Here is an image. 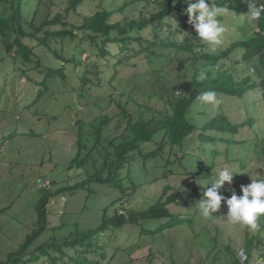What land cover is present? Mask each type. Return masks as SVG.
<instances>
[{
	"label": "rangeland",
	"instance_id": "374dc122",
	"mask_svg": "<svg viewBox=\"0 0 264 264\" xmlns=\"http://www.w3.org/2000/svg\"><path fill=\"white\" fill-rule=\"evenodd\" d=\"M27 1L30 4L28 7L29 20L36 26L47 18L64 13L66 9L65 0ZM126 1L131 0H87L79 6L76 12H71L68 22L80 26L84 17L95 13L101 7H106L108 4L114 7ZM152 12H156V5L151 4L146 7L144 0H140L135 5L126 8L122 15L117 14L115 18L117 20L136 19L148 16ZM248 13L243 12L237 15L234 12H228L223 15L221 22L226 27V31L221 37L222 42L216 46L215 50L204 42L203 45L207 50L225 51L228 46L238 41L254 38L259 29L258 22L250 19ZM180 19L182 16L178 15L174 22L178 23ZM56 29H61V26H56ZM185 36L187 32L171 35L176 42H181ZM26 42L33 47L35 54L43 59L46 66L53 68L66 66L65 74L68 80L64 82V79L52 76L48 81L49 86L38 87L36 83L43 82L44 76H37L32 82H28L21 75V71L27 68L21 63L13 66L6 59V55L0 52V210L8 208L0 215V261L6 260L11 252L17 250L25 242L27 235L35 229L37 223L35 206L40 197V189H47V192L54 194L63 188H71L87 181L90 175L97 172L95 166L87 170L75 166L70 168V159L76 155V122L78 120L88 122L99 113L110 117L117 115L115 122L110 126L113 130L112 136L115 137L122 132L120 126L126 120V115L118 107L117 102L125 104L129 113L135 115L145 109L141 110L139 104L162 109L166 103L161 97L170 93L175 87L178 90L174 94L180 96L181 88H183L182 82L188 83L194 71L189 67L188 57L185 59V64L180 65L178 59L183 57L181 52L176 59H173L170 56L172 50L166 49V55L155 62L150 61L146 54L142 53L134 58L130 65L123 64L115 68H105V72H109L110 76L118 72L112 86L93 91V97L90 92L86 99H82L79 97L78 88L79 71L83 68V64L65 63L60 59H55L50 48L34 40L28 39ZM132 46L136 47V43ZM51 47L68 59L76 56L79 50L78 41L75 42L70 38L65 39L63 43L52 42ZM84 48L83 62L100 60L96 46L86 43ZM242 53V49L235 50L232 53L233 60L237 61ZM223 61L227 62L226 59ZM244 65L246 66L247 63L239 66L241 71H244ZM248 65L254 67L255 59H252ZM251 72L254 73V70ZM185 76H187L186 79ZM158 77L164 78L159 80ZM42 87L45 100L42 103L38 102L36 107L28 108V106L31 107L38 90ZM112 94L113 98L110 97ZM103 96L109 101L105 103L103 111H99L94 103ZM246 98L248 102L259 99L254 107L249 106V110L256 111L255 114H251V117L256 118V128H258L256 130L259 134V142L263 146V152L254 150L256 155L253 151L248 152L242 147L234 146L233 150L236 152L233 155L245 157L246 163L242 162V164L234 159L230 165H226L224 160L226 145L224 143L215 145L224 155L214 159V166L217 168L215 170L226 167L236 172L232 185L226 182L223 187L226 190L220 191L221 195L229 198L232 194L231 189H235L238 195H242L240 185L250 184L251 174L258 173L264 176V105L260 101V93L255 90L251 89ZM223 105H225L223 108H229L224 97ZM204 107L207 114L201 113ZM192 110V119L197 125V130L187 139V143H190L188 147L190 152L184 160L188 163L192 156L193 164L196 165L198 162L206 170L210 165L212 157L210 150L214 145L200 142L198 135L206 123L215 117L219 106L202 105L197 101ZM234 115L233 111L232 119ZM236 116L240 123L246 120L242 110ZM32 130L37 133L36 136L31 135ZM13 132H17V137L6 141L5 138ZM38 134L41 136L37 137ZM213 136L216 134L213 133ZM156 148L157 145L153 142L143 146V149L148 150ZM201 148L203 151L200 150ZM102 154L104 155V152ZM101 162L102 160L98 165L101 166ZM178 166V163L172 166L176 175L166 177L168 169L163 166L162 161L150 160L146 167H143V161L137 160L132 170L133 175L136 176V184L141 187L130 199L122 198L120 191L98 184L87 185L85 188L66 191L65 194L58 195L48 205L49 231L39 239L37 245L55 234L58 238L68 236L75 230L74 225L77 222L82 229L96 228L101 224L103 211L106 208H110V215L114 211L123 213L125 210H146L158 202L166 186H171L173 189L168 195L179 192L183 199L178 204H171L170 209L175 213L194 217L196 220L194 230L180 227L169 230L164 235L143 237L140 236L142 227L128 225L118 230L115 238H110L109 256L102 264H170L171 260H175L177 264H213L211 262L213 255L219 249L224 253L228 245L232 247L231 254L225 252V255L227 257L237 256L244 263L247 259L244 253L247 233L259 235L264 242V232L260 233L261 225L259 224L258 229L253 232L246 227L231 223L227 218L228 207L224 202H222L221 209L213 213V216L207 219L202 217L195 206L200 199L195 188H199L201 194L202 190L206 189L198 183L206 186L211 179L200 176L195 178L183 173V169H179ZM120 198L122 200L118 201ZM157 225L155 221L143 223L146 229H153ZM61 226L62 229L54 231ZM116 247L121 250L114 253L113 249ZM210 250L212 253L208 258ZM262 254H264V244L253 249L251 264H262L264 262Z\"/></svg>",
	"mask_w": 264,
	"mask_h": 264
},
{
	"label": "trees",
	"instance_id": "16d2710c",
	"mask_svg": "<svg viewBox=\"0 0 264 264\" xmlns=\"http://www.w3.org/2000/svg\"><path fill=\"white\" fill-rule=\"evenodd\" d=\"M86 1L65 0L64 13L47 18L39 26H36L29 20L28 7L30 4L27 0H0L1 54L6 55V59L13 66L21 63L27 68V70L21 71V75L28 82H32L37 76H44L43 82L36 83L38 87L49 86L48 81L52 76L64 79L63 81L66 82L68 80L65 74L66 66L62 68L46 66L43 59L35 54L33 47L26 40H34L40 45L50 48L55 59H60L68 64H83V68L79 71L78 88L79 97L82 99H86L90 92L93 97V91L112 86L118 72L110 76L109 72H105V68H115L123 64L130 65L131 61L142 53H145L150 61L155 62L166 55V49L172 50L170 56L173 59H176L181 52L183 57L178 59L180 65H184L185 59L188 57L189 67L194 71L188 83L182 82L183 88H181L180 96L174 94L178 90L175 87L170 91L171 94H164L161 97L166 103L162 109L139 104L141 110L145 109L135 115L129 113L125 104L117 102L118 107L125 113L126 120L120 126L122 132L115 137L112 136L113 130L110 126L115 122L117 115L110 117L99 113L91 121L78 120L76 122V155L70 159V168L75 166L87 170L89 167L95 166L97 172L90 175L87 181L71 188H63L54 194L47 192V189H40V197L35 206L37 213L35 229L27 235L25 242L17 250L11 252L6 260L0 261V264H102L109 256L110 238H115L118 230L128 225L142 227L140 236L143 237L164 235L169 230L180 227H186L193 231L196 224L194 217L175 213L169 207L171 204H178L183 197L179 192L168 195L173 188L166 186L158 202L146 210H125L123 213L114 211L110 215V208H106L103 211L101 224L96 228L82 229L77 222L74 225L75 230L68 236L58 238L55 234L37 245L39 239L49 231L48 205L53 198L65 194L66 191L79 190L87 185L98 184L120 191L122 198L130 199L141 187L136 184V176L133 175L132 170V166L137 160L143 161V167H146L150 160L162 161L163 166L168 169L166 177L176 175L172 166L178 163L179 169H183L185 174L195 178L200 176L213 180L215 169H217L214 166L215 158L225 155L226 165H230L234 159L240 163H246L245 157L233 155L236 152L233 150L234 146L242 147L248 152L253 151L254 154L263 152V146L259 142V134L256 130L258 129L256 128V118L251 117V114H255L256 111L249 110V106L254 107L259 99L248 102L246 95L251 89L259 92L260 101L264 105V14L257 19L260 31L254 38L238 41L228 46L225 51H212L211 49L207 50L195 29L188 23V16L184 12L188 6L187 0H144L146 7L155 4L156 12L136 19L118 20L115 18L117 14L122 15L126 8L135 5L140 0L126 1L124 4H116L114 7L108 4L84 17L80 26L69 23L68 17L71 12H76L79 6ZM251 1L257 6L259 5L257 1L264 3V0H207L210 7L213 5L214 7L227 8L229 12H234L237 15L250 12ZM178 15L182 16V19L177 23L174 20ZM217 19L221 21L223 17L220 16ZM56 26H61V29L57 30ZM178 32H187V36L181 42H176L171 37ZM67 38L75 42L78 41V54L71 59L64 57L51 47L52 42L63 43ZM86 43L96 46L100 60L83 62L82 54L85 51L84 44ZM133 43H136V47L132 46ZM238 49H242L243 53L235 61L232 58V53ZM224 59L227 62L223 61ZM252 59H255L256 63L253 67L255 74L251 72L252 67L248 65ZM244 63L247 65H244V71H241L239 66ZM28 69L33 72H29ZM201 73L206 75L203 80L199 78ZM163 78L158 77L159 80ZM186 78L187 76H185ZM43 90V87L38 90L31 107L28 106V108L36 107L38 102L42 103L45 100ZM205 91H215L220 100L219 111L214 118L206 123L198 135L200 142L214 145L210 150L212 157L209 168L206 170L198 162L196 165L193 164L192 156L188 163L184 160L190 152L188 148L190 143H187V139L197 130V125L192 119V108L198 101L196 97ZM110 97L113 98V94ZM223 97L229 108H223L225 106ZM107 101L109 100L103 96L98 99L97 104L94 103L95 107L99 111H103ZM241 110L246 118L243 123H240L236 116ZM233 111L235 115L232 119ZM201 113L207 114L205 107ZM213 133L216 136H213ZM31 135L36 136L37 133L32 130ZM40 136L38 134L37 137ZM15 137H17V132L7 136L5 140L11 141ZM151 142L157 145L156 149H143L144 145ZM220 143L226 145L224 155L218 147H215ZM200 150L203 151V148ZM180 154L182 155L179 156ZM100 160H102L101 166L98 165ZM189 164L190 167H188ZM195 189L201 198L199 188ZM222 190H226V188H221L220 191ZM122 198L118 201H121ZM7 210L8 208L1 209L0 215ZM147 221H155L158 225L153 229H146L143 223ZM259 224L261 225L260 233H262L264 232V217L260 219ZM59 229H62V226L53 230L57 232ZM262 244L264 242L259 235L247 233V242L244 248L247 259L244 263L237 256L227 257L225 255V252L231 254V245L225 247L224 253L219 249L211 258V262L213 264H229V262L231 264H251L253 249L259 248ZM113 250L115 253L121 249L116 247ZM211 253L212 250L209 251L208 258ZM262 259H264V254H262ZM170 264H177V262L171 260Z\"/></svg>",
	"mask_w": 264,
	"mask_h": 264
},
{
	"label": "clouds",
	"instance_id": "9594fccd",
	"mask_svg": "<svg viewBox=\"0 0 264 264\" xmlns=\"http://www.w3.org/2000/svg\"><path fill=\"white\" fill-rule=\"evenodd\" d=\"M252 2L248 15L250 19L257 20L264 14V3L257 1L259 3L257 6ZM187 5L184 12L188 16V23L195 29L200 41L207 43L215 50L216 46L221 44V37L226 31V27L217 17L228 14L229 10L213 5L210 7L207 0H187ZM251 70L253 71V67ZM199 78L203 80L206 75L201 73ZM196 99L202 105L216 106L220 103L215 91H205L199 94ZM235 173L225 167L216 170L214 179L206 186L198 183L197 180V183L206 190H202L201 198L195 203V206L199 214L207 219L213 216V213L218 212L224 202L228 207V220L254 232L259 227L260 219L264 217V176L258 173L251 174V183L240 185L242 195H238L235 189H231L230 198L221 195L220 189L225 186L226 182L228 185H232ZM208 185L211 186L208 187Z\"/></svg>",
	"mask_w": 264,
	"mask_h": 264
}]
</instances>
